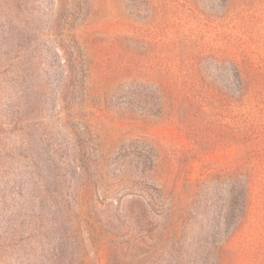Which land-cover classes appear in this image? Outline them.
<instances>
[{
	"label": "rangeland",
	"instance_id": "374dc122",
	"mask_svg": "<svg viewBox=\"0 0 264 264\" xmlns=\"http://www.w3.org/2000/svg\"><path fill=\"white\" fill-rule=\"evenodd\" d=\"M0 264H264V0H0Z\"/></svg>",
	"mask_w": 264,
	"mask_h": 264
},
{
	"label": "trees",
	"instance_id": "16d2710c",
	"mask_svg": "<svg viewBox=\"0 0 264 264\" xmlns=\"http://www.w3.org/2000/svg\"><path fill=\"white\" fill-rule=\"evenodd\" d=\"M146 1L147 0H142ZM134 2V1H132ZM226 2V0H224ZM137 16H143L141 11L136 12ZM144 17V16H143ZM236 73L238 75V83L240 85V88L244 87V79L242 77L241 71L236 68ZM154 89L156 91V101H160V107H159V112L162 113V111L165 110L164 106V98L165 95L162 93V90L158 86H154ZM159 157V156H158ZM248 192H249V181L247 180H238L234 182L233 188H232V210L231 213L228 214V220L226 223H228V226H231V222H233L232 227L228 229V234L231 233L234 229V226L237 225L240 222V219L242 215L245 212L246 209V204H247V197H248ZM161 193L164 195V192L161 191ZM175 208H177V205H174Z\"/></svg>",
	"mask_w": 264,
	"mask_h": 264
}]
</instances>
